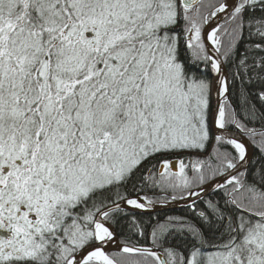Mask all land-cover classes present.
I'll list each match as a JSON object with an SVG mask.
<instances>
[{"label":"snow or ice","instance_id":"1","mask_svg":"<svg viewBox=\"0 0 264 264\" xmlns=\"http://www.w3.org/2000/svg\"><path fill=\"white\" fill-rule=\"evenodd\" d=\"M0 264H264V0H0Z\"/></svg>","mask_w":264,"mask_h":264},{"label":"trees","instance_id":"2","mask_svg":"<svg viewBox=\"0 0 264 264\" xmlns=\"http://www.w3.org/2000/svg\"><path fill=\"white\" fill-rule=\"evenodd\" d=\"M182 209H170V210H163V211H158V212H154L153 215H160L163 216L165 213H170V214H181Z\"/></svg>","mask_w":264,"mask_h":264},{"label":"water","instance_id":"3","mask_svg":"<svg viewBox=\"0 0 264 264\" xmlns=\"http://www.w3.org/2000/svg\"><path fill=\"white\" fill-rule=\"evenodd\" d=\"M184 204L183 202H178V203H173L170 207L163 209V210H170V209H175V208H179V207H183ZM162 209H160L159 207H157V209L154 212H158V211H163Z\"/></svg>","mask_w":264,"mask_h":264},{"label":"bare ground","instance_id":"4","mask_svg":"<svg viewBox=\"0 0 264 264\" xmlns=\"http://www.w3.org/2000/svg\"><path fill=\"white\" fill-rule=\"evenodd\" d=\"M181 208H184V206L183 207H179V208H175V209H181Z\"/></svg>","mask_w":264,"mask_h":264}]
</instances>
